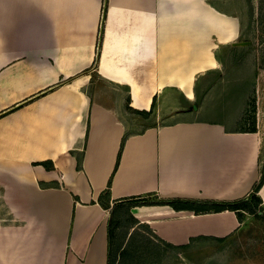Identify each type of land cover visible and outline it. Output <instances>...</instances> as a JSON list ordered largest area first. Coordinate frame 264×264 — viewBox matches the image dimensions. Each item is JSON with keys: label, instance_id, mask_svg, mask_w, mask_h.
<instances>
[{"label": "crops", "instance_id": "crops-1", "mask_svg": "<svg viewBox=\"0 0 264 264\" xmlns=\"http://www.w3.org/2000/svg\"><path fill=\"white\" fill-rule=\"evenodd\" d=\"M249 15V0H0V264H106L109 179L118 207L247 197L264 166ZM256 194L264 207V181ZM128 213L182 247L243 227L231 210Z\"/></svg>", "mask_w": 264, "mask_h": 264}, {"label": "rangeland", "instance_id": "rangeland-1", "mask_svg": "<svg viewBox=\"0 0 264 264\" xmlns=\"http://www.w3.org/2000/svg\"><path fill=\"white\" fill-rule=\"evenodd\" d=\"M253 43L264 53V0H249ZM260 62V61H259ZM252 111L246 119L252 127ZM264 213V207L259 206ZM241 213V212H239ZM243 227L225 243L201 241L198 245L168 247L142 225L129 228V216L117 207L111 228V247L116 264H264V215L241 213ZM131 233L132 236L130 235ZM124 249V254L120 253Z\"/></svg>", "mask_w": 264, "mask_h": 264}, {"label": "trees", "instance_id": "trees-1", "mask_svg": "<svg viewBox=\"0 0 264 264\" xmlns=\"http://www.w3.org/2000/svg\"><path fill=\"white\" fill-rule=\"evenodd\" d=\"M258 67L260 69L264 70V53L260 57V62H259ZM250 111H252V113L254 114V115H252V127L250 128V131L254 132V131H256L254 100L250 104ZM123 141H124V139H122V142H121L118 154H117L114 170L117 168L118 163H119L121 151L123 148ZM48 163H50V162H48ZM41 164L45 165L46 162H42ZM46 166L51 167L52 165H46ZM78 167H79V165H78ZM263 181H264V166H263V170H262V174L260 176V179L254 185L252 192L247 197L239 199V200L226 202V201H208V200H206V201L199 200L198 201V200H190V199H183V198L154 199V198L150 197L151 194H149V195H143V196L138 195V196H133V197H126L125 198L126 204L124 207H121V208H124L125 211L127 212V215L129 216V228H133V230H135L136 225H139V224H137L138 221L134 217H132L130 215V213H128V208L130 206H135V205H169L172 208H174L175 210L186 209V210H193L196 213L209 212V210H214V211L231 210V211H234L237 218L239 220H241L242 214L239 213L240 210H243L244 212H247L249 214H255V215H258L260 212H262V215H264L263 211H261L262 209H259L260 203L262 201L256 194L258 192V189L262 185ZM110 184H111V180L109 179L107 187L100 193V195L97 199V203L101 207H103L104 209L109 210L108 253H107V263L106 264H116L115 255H113V253H112L110 237H111V228H113L111 226H112V221H113V217H114V212H115L116 208L118 207V205H117V201H115V203H113V205H110V200H109ZM92 203H94V201H92ZM140 225H142V224H140ZM142 226L145 227L146 229L150 230L147 225H142ZM132 234L133 233H131L130 235L132 236ZM160 241L165 243L168 247H172L175 249L182 247V246H174V245L166 243L162 240H160ZM120 253L124 254V249H122Z\"/></svg>", "mask_w": 264, "mask_h": 264}]
</instances>
